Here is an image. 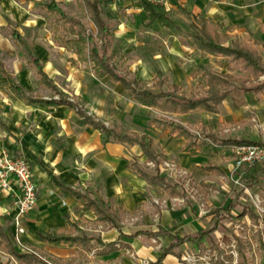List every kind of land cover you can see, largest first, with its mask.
Instances as JSON below:
<instances>
[{
	"label": "crops",
	"instance_id": "crops-1",
	"mask_svg": "<svg viewBox=\"0 0 264 264\" xmlns=\"http://www.w3.org/2000/svg\"><path fill=\"white\" fill-rule=\"evenodd\" d=\"M52 1L59 4L67 14L81 20L70 14L67 9L73 0H0V16L3 19L0 24L11 31L13 44L18 49L24 48L27 42L40 45L43 38L59 47L54 41L53 19L44 11ZM75 1L77 9L84 15L78 7L77 0ZM108 1L103 0L102 8ZM168 1L170 4L161 5L167 11L177 10L180 6L194 15L206 14L215 22L223 24L225 32L229 35L250 44L260 43L255 35L252 41L246 38L247 32L255 33L253 26H248L247 29L243 26L248 19L247 12H240L238 4L246 0ZM128 2L125 10L119 11L110 6L104 13L113 26L114 48L117 49L119 57L128 63L137 80L149 83L151 87L160 73L169 86H178L184 94H189L202 82L200 76L197 79L193 76V72L200 65H205L215 72L227 73L226 67L218 65L222 59L214 57L203 59L200 52L191 49L181 38L169 35L168 31L154 32L147 29L142 23L141 6L132 0ZM114 13L132 16V20H121L112 24ZM135 14L140 17L139 21L134 20ZM178 19L183 20L182 17ZM257 26L260 31L263 30L264 20H260ZM93 28V31L88 29L96 33L94 25ZM14 31L21 35L22 47L16 45ZM263 43L264 34L260 44ZM59 49L66 51L61 47ZM66 52L72 53L67 59L69 69L72 70L69 72L70 75H67L65 69L64 72L57 69L53 61L45 63L35 53L28 57L35 68V77L31 74L29 76L27 71L23 72L21 69L9 71L0 56L6 72L5 76L0 72V158L4 152L15 158H24L30 165L38 187L37 206L23 219L26 229V234L22 237L24 246L30 245L40 250L54 264H182L189 252H199L209 239L204 238L201 245L187 242L175 246L170 255L165 256L160 262L159 259L162 258L164 251L178 240L188 236H201L209 231L211 217L210 212H198L188 204L187 196L180 195L179 186L172 185L170 181L182 178L186 180L185 187L188 189L191 183L190 173L197 172L200 154H205V148L210 149L207 143L216 147L207 138L209 131L212 130L218 138L225 141L241 140L235 136L236 134H231L236 131L235 128L231 130L233 127L227 125L237 117L240 110L247 108L246 104L249 101L245 104L246 107L241 106L234 110L227 99L219 107L218 115L199 111L177 115L171 105H166L162 110L143 107L129 99L121 85L113 84L109 79L95 78L92 65L81 64L78 68L73 67L69 60L77 59L76 54L74 51ZM32 56L40 61L44 72L70 103L75 105L80 100L85 101L84 110L97 122H101L107 128L135 133L147 141H152L156 146V152L164 155L166 160L157 166L156 163L147 161L139 147L119 143L105 144L99 129L77 123L78 115L73 107L30 105L17 99L9 90V81L21 86L27 96L34 99L50 101L60 98L54 91L40 84L38 69L31 61ZM210 61L214 62L215 68L210 67ZM84 66L90 68L84 79L77 81L69 79L74 71L78 72ZM238 73L240 72L234 75L240 77ZM60 77L65 78L66 85L58 83L57 79ZM263 79L264 77L261 78ZM103 83L111 86L112 93L103 91V88L92 93L91 84L98 88V84ZM36 89H41L43 93L41 92L40 96L35 95ZM249 97L258 103L261 102L251 94L245 95L246 101ZM195 117H199V120L192 124L191 121ZM160 118H167L191 130L197 136L198 143H205V147L200 151H186L184 138L152 126L151 122ZM249 123L257 127L264 126L263 121L257 117L252 118ZM201 135L205 140L200 139ZM131 162H137L143 171L150 175H155L159 171L170 185L178 187L179 195L161 193L158 188L128 169ZM166 163L176 166V172L168 174L164 168ZM151 164L154 167H151ZM216 165L224 174L214 175L225 177L228 173L225 170L226 166L223 168L218 163ZM206 173L211 175L208 171ZM56 182H61L76 192H88L96 198H102L114 209L121 206L123 214L113 218L115 225L97 224L94 213L84 210L83 206L66 194ZM16 206L17 198L14 194L0 191V224H4V219H9L8 226L12 232ZM61 231L74 233L75 236L85 233L99 239L102 244L96 245L91 252H84L65 244L44 243L37 235ZM18 251L22 253L19 249ZM0 264L22 263L0 250Z\"/></svg>",
	"mask_w": 264,
	"mask_h": 264
},
{
	"label": "trees",
	"instance_id": "trees-1",
	"mask_svg": "<svg viewBox=\"0 0 264 264\" xmlns=\"http://www.w3.org/2000/svg\"><path fill=\"white\" fill-rule=\"evenodd\" d=\"M234 1V0H230ZM142 8L143 25L154 32L168 31L169 35L181 38L187 42L189 47L201 53L203 59L214 57L222 59L218 62L220 67H226L227 73L208 69L205 65H200L193 72V76L197 79L199 76L202 82L194 91L184 94L178 86H169L162 74H158L150 87L149 83L137 80L130 66L126 61L119 57L117 49L114 48L115 36L113 26L109 23L104 10L102 8L103 0H77L79 9L84 13L85 18L89 20L96 28V33L90 31L83 21L67 14L60 5L55 1L49 3L44 11L50 19H53L54 41L56 45L68 52L74 51L77 59H70L69 62L73 67L78 68L81 64L92 65V71L95 78L99 80L109 79L113 84H119L123 87L127 96L140 106L162 110L166 105L174 108L177 115H187L191 112H203L213 115L220 113L219 107L229 98L233 99L235 109L242 106L243 102L235 100L234 94L241 92L242 94H251L258 101L264 100V58L259 51L261 47L264 53V43L258 42L254 44L247 43L237 37H233L225 32V26L219 22H215L206 14L194 15L182 7L177 10L167 11L159 4L151 3L149 0H132ZM182 17L188 22L185 28L178 22V18ZM14 38L18 47L23 46L21 35L14 31ZM31 61L38 69L40 76V84L49 90L54 91L60 98L59 100H42L34 99L27 96L25 90L18 84L9 81L10 92L19 100L30 105L59 106L68 105L77 111V123L81 126H91L102 132V139L105 144L119 143L129 147H139L147 161L156 163L159 166L166 157L156 152V146L152 141L140 137L135 133L118 131L114 128H107L101 122H97L95 118L88 115L84 110L85 101L80 100L77 104H72L67 97L62 94L54 82L44 72L40 61L35 57H31ZM0 72L6 75L5 67L0 61ZM240 72L244 77H237L234 73ZM240 85V86H238ZM152 126L161 131H170L179 138L186 140V151H200L205 147V143H198L197 136L185 127L179 126L174 121L167 118L155 119L151 122ZM204 130L207 129L204 127ZM207 138L216 147L220 146L225 149H231L236 146L257 144L253 142L232 139L225 141L218 138L217 134L212 130L209 131ZM128 169L140 178L148 182L150 185L158 188L161 193H169L172 196L179 195L177 186L170 185L158 171L155 175L147 174L138 165L137 162H131ZM206 171L216 175H223L222 170L216 163L209 162ZM250 178L243 182L235 196H233L228 204L222 208H218L210 213V230L197 237H185L178 240L174 245L164 251L162 258L172 253L175 246L185 244L187 242L201 245L204 238L210 239L217 231L220 230L222 223L233 219V212L237 211L240 201L247 197V189L255 187L259 184V177L264 178V168H253ZM56 184L68 195L72 196L83 206L84 210L94 213L97 224L115 225L114 217L123 214L121 206L115 209L110 203L105 202L102 198H96L92 194L85 192L79 193L61 182ZM236 191V190H235ZM237 214V220L245 231L248 226L243 223L245 219L251 223L250 228L253 229L254 237L260 241L261 248L264 252V220H261L252 210L248 208ZM9 219H4V224H0V250L8 253L22 264H44L42 259L35 254L20 253L17 249L13 232L8 224ZM257 227V230L254 228ZM233 238L237 243V254L241 262H245L247 241L235 235V230H231ZM41 241L55 245L65 244L70 247H76L80 251L91 252L96 245H101V241L95 237L85 233L75 236L74 233L64 231L43 234L37 233ZM205 251V248H201ZM220 254H224L220 251ZM227 261H232L233 256H229ZM219 264H225L220 261Z\"/></svg>",
	"mask_w": 264,
	"mask_h": 264
},
{
	"label": "rangeland",
	"instance_id": "rangeland-1",
	"mask_svg": "<svg viewBox=\"0 0 264 264\" xmlns=\"http://www.w3.org/2000/svg\"><path fill=\"white\" fill-rule=\"evenodd\" d=\"M155 4L160 5H166L170 4L168 0H153ZM129 4L128 0H120L119 2H115L113 0H109L108 3L103 6L104 11H108L110 6L115 7L119 11L125 10L126 5ZM239 11H246V17H248L247 22L243 23L244 28H248V26L254 27V34L247 32L246 38L250 41L255 38L262 42V35L264 34V28L261 31L259 30L257 23H259L260 20H264V0H246V1H240L238 4ZM121 7V9H119ZM70 14L77 16L83 22L88 26L90 30H94L93 25L85 19L84 15L77 9L76 1L73 0L69 3V6L67 7ZM132 15V12L130 13ZM45 16V15H44ZM241 17V16H240ZM239 17V18H240ZM140 17H137L135 14L134 20L139 21ZM2 17L0 16V22L2 21ZM121 20H132V16L123 15L122 13H114L113 18L111 19L112 24L118 23ZM178 22L181 23L185 28L188 27V23L184 20L178 19ZM167 34V32H165ZM167 36V35H166ZM44 40L41 42L40 45H34L30 42H27L24 48L18 49L14 44L13 40L11 38V31L6 28L3 24H0V56L5 61L6 66L9 71H12L14 69L16 70H22L23 72H28V75L30 74L35 77V68L29 61V55L31 53H35L37 56L41 58V60L46 62H54L57 69L64 72V69L67 70V75H70L69 72L72 70L69 69V64L67 62V59L72 53H67L66 51H63L59 49V47L52 45L50 42L45 41L46 38H43ZM259 51L261 52L263 58L264 53L259 48ZM210 67H216L214 65V62L210 61ZM82 70H84L82 72ZM90 68L83 67V69L77 71H74V74L69 76V79L71 78L79 80L84 79V76H87L89 74ZM21 74V73H20ZM66 74V73H65ZM64 76V74H62ZM239 76L244 77V75H241L238 73ZM19 77V76H18ZM264 80V79H263ZM58 83L62 86L66 85V81L64 77H60L57 79ZM87 81V80H86ZM90 85V84H89ZM97 86V84H96ZM98 88L95 87L93 84H91V87L93 89L92 93L94 91H98L99 88H103V91H109L112 93L111 86L107 83H103V85L98 84ZM240 86V85H238ZM35 87V85H34ZM36 88V87H35ZM70 91V90H69ZM43 93L41 89H36L35 95H39ZM187 95V94H186ZM246 94H242L241 92H236L234 94L235 100H240L243 102L242 110H240L237 113V117L235 119H232V122H228L227 126H232L233 128H230L233 130L235 128V132L231 134H236L235 136L237 138H240L241 140H247L250 142H254L260 145H264V126L263 127H257L255 125H252L249 123L252 118L257 117L260 118V120L264 123V100L261 102H256L252 97H249L246 101L245 99ZM228 103L231 105V108L233 109V99L229 98ZM249 101L248 104H246ZM246 104V105H245ZM245 105V106H244ZM251 105V106H249ZM254 105V106H253ZM257 105V106H256ZM256 106V107H255ZM241 108V107H240ZM236 110V109H234ZM199 120V117H195L191 123L195 124ZM237 126H240V128H237ZM200 131V130H198ZM205 132V131H204ZM221 136V135H220ZM201 140H205L203 135L200 136ZM208 142V141H206ZM207 147L210 146V149L205 148V154H200L201 158L199 159L198 166H197V172L195 174L190 173L189 180H191L190 186L185 187L186 180H183L182 178L171 180L170 183L173 185H178L181 190H179V194L182 196H187L188 204H191L198 212L201 211H208L213 212L218 208H222L228 204L230 199L235 196L236 192L240 190V187H236L234 183L230 179H226L225 177L221 176H215L213 173L210 172V176L206 173L205 167L208 161L213 163H218V165H221L223 168L226 166V172H229L232 168V165L234 163V158L231 150L223 149L220 147H213L210 143H207ZM264 168V163L257 168ZM253 169H245L238 173L239 178L241 179V183L248 178H250ZM225 178V179H224ZM188 180V179H187ZM177 181V182H176ZM206 186V187H205ZM254 196H258L261 200V202H264V178L261 176L259 177V184L255 187L249 188ZM236 190V191H235ZM210 197V201H209ZM237 211L233 212V219L227 220L222 223L221 228L217 233L211 237L207 242L206 245L203 246L205 250H208L209 248L216 251L217 253H220V251H223V256L225 257V260L227 261L229 256H233V260L229 261V264H236V256L238 257L236 246L237 243L235 239L233 238V233L231 230H235V235L242 238L243 240L247 241V248H246V258L247 260L245 262H241L239 257L237 258V264H264V252L261 248L260 241L254 237L253 229L250 228L251 223L247 219L243 221V223H246L248 228L243 231L244 229L239 224V221L237 220V214L244 211L243 209L248 208L249 210H252L257 216L261 215L264 217V205H262L261 210H258L253 203V200H251V196H247L244 199H242L239 203ZM262 229H264V226L262 225ZM254 230H257V227L254 228ZM29 250L33 252H37L40 254L41 257L46 258L45 254H43L40 250L35 249L31 247L30 245L28 247ZM201 254H204L205 252L202 251L200 248ZM197 253H191L189 252V255H195ZM48 260V258H46Z\"/></svg>",
	"mask_w": 264,
	"mask_h": 264
},
{
	"label": "built area",
	"instance_id": "built-area-1",
	"mask_svg": "<svg viewBox=\"0 0 264 264\" xmlns=\"http://www.w3.org/2000/svg\"><path fill=\"white\" fill-rule=\"evenodd\" d=\"M113 1L119 2L120 0ZM149 1L154 3L153 0ZM230 150L233 154L234 163L231 170L225 175V178L230 179L236 187H242L243 185L238 173L245 169H253L264 163V145H241L233 147ZM150 166L154 167L153 164ZM164 168L167 170L166 172L168 174L176 172V166L169 163H166ZM179 175L183 176L184 174ZM0 191L14 194L17 198L16 214L13 218V237L17 248L22 253L37 255L42 259L44 264H54L26 248L22 241V237L26 234L23 219L35 210L38 202V187L30 165L24 158L12 157L8 152L3 153L0 158ZM247 196H251V200H253L256 208L263 212L261 207L264 205V202H261V199L258 196H254L250 189H247ZM156 203L160 204L159 201H156ZM258 217L261 220H264L263 216L258 215ZM204 252V254H201L199 251L195 255L187 256L182 261V264H219L220 261L229 264V261H226L222 254L217 253L210 248ZM237 258L238 257L236 256V264L238 263Z\"/></svg>",
	"mask_w": 264,
	"mask_h": 264
}]
</instances>
